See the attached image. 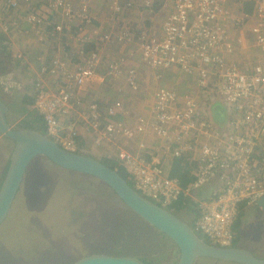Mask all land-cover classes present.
Here are the masks:
<instances>
[{
  "label": "built area",
  "instance_id": "obj_1",
  "mask_svg": "<svg viewBox=\"0 0 264 264\" xmlns=\"http://www.w3.org/2000/svg\"><path fill=\"white\" fill-rule=\"evenodd\" d=\"M33 2L6 1L8 10L18 11L22 3L27 10L23 19L3 27L5 36L28 34V26L42 43L60 41L64 33L74 32L82 49L91 47L86 58L73 66L67 53L54 56L29 83L31 108L43 117L48 136L75 153L80 150L78 138L84 135L97 145H111L118 165L125 167L138 192L168 210L181 198L195 201L193 230L215 246L232 247L241 207L264 198V0H167L168 12L157 32L151 27L134 28L123 17L137 6L154 11L163 7L161 1L105 0L110 10L106 29H94L91 35L86 28L94 20L92 0ZM111 44L127 52L100 74L104 49ZM128 45L139 49L142 65L153 72L178 70L195 77L197 94L157 89L149 113L131 122L125 118L123 99L103 108L80 99L78 93L93 81L124 77L131 92L140 90V73L128 65ZM16 56L22 58L20 52ZM45 77L54 78L51 85ZM217 101L223 111L218 125L207 113ZM86 103L82 124L65 127L63 119L73 117ZM144 133L163 139L171 159L194 166L195 180L185 186L161 159H147L129 149L130 141ZM119 136L126 143L117 142ZM207 185H211L209 197L197 198V191Z\"/></svg>",
  "mask_w": 264,
  "mask_h": 264
},
{
  "label": "rangeland",
  "instance_id": "obj_2",
  "mask_svg": "<svg viewBox=\"0 0 264 264\" xmlns=\"http://www.w3.org/2000/svg\"><path fill=\"white\" fill-rule=\"evenodd\" d=\"M157 1H161L164 5L167 0ZM133 9L135 12L129 11L126 13L125 19L128 21H134L133 17L135 15V17L139 19L136 21V26L138 28L145 27L147 16L142 13L140 14L138 11L142 8L137 6ZM158 11V9L151 11L150 14L152 13L151 20L153 21V19H155L158 23V27L160 28L166 11ZM23 15L25 16V14ZM72 30H76V27L74 26ZM26 38L28 39V37ZM74 38L76 37L74 36ZM15 39L16 38L12 39V44L9 46L10 53L12 54V56L10 54L12 64H8L10 61L8 63L4 61L3 66L0 68V77L2 75L0 78V90L2 94L1 96L6 99V101L11 103L13 99L19 107L15 108L18 113V119L15 118L12 112L14 111V107L11 110L10 118L13 120L12 128L23 129V123L27 117L25 118L24 115H21L19 112L27 106L25 97L27 96L32 98L29 80L38 78L41 67L49 62L51 56H47L43 59H37L36 63L35 58L33 56L31 57V53L32 55L35 53V50L32 47V39H28L29 41H27L24 46L21 47L20 45V49H17V47L13 44ZM105 49L111 50L112 53H116L114 57L107 62V65L110 61L115 60L120 53L127 52L114 44L107 46ZM19 51H22L25 56V58L23 57L24 59H21H23V61L27 60V62L25 65H22L20 70H16L12 67V65H15L16 67L21 66L17 65L20 64V59L15 58L17 57L16 55ZM132 51L136 54L130 52L129 55L130 58L136 60L134 67H136L140 73L139 78L142 86V91L139 92V97L136 95L134 98L135 101L132 100V109L135 110L137 114L141 113V110L146 111L149 109L146 105L152 104L154 100L153 97L157 89L163 87H178V89L186 92L188 91L192 94L193 90L197 89L195 77L187 76L180 71L170 70L167 71L165 75H162L165 77H159L160 75H158L159 78L156 77L155 72L150 71L144 66H140L139 56L137 55L136 50L132 49ZM42 54L47 55L46 52H42ZM42 54L39 55V58H41ZM70 64L72 66L74 65L73 62H70ZM3 68L4 70L7 68L8 71L2 70ZM142 70H144V72H142ZM53 80L54 79L51 81ZM113 90L114 89L110 86L102 87L100 97L102 96V99L105 100H108V97L113 98ZM194 94H197L196 91ZM215 104L219 106L222 105L220 101H217ZM208 108V110L211 111L210 106H208ZM207 113L212 117V113ZM32 115H35L37 118H41V115L37 112H32ZM212 118L216 123H219L222 120V117L217 118V120L214 117ZM86 138L89 143L93 142L91 137L87 136ZM82 146L83 145H80L82 155L93 156L98 159L111 157V154L109 153H98L90 146L86 148ZM30 168L32 169L26 179L27 188H25L24 194L19 198L20 200L17 199L19 202L15 206L14 212L12 214L10 213L6 221L0 227V245L3 246V248H0V253H2L0 254V264H28L25 262L27 257H31L35 253H41L43 251H48V253L44 256L46 260L41 259V261H39L43 264H74L80 259L94 254L138 257L141 260L147 259L153 262V264H176L178 262L180 258V251L178 247L173 245L167 239H164L159 234L158 230L150 227L149 224H147L137 214L125 207L117 196L113 194L112 190L104 184H101L98 180H95L87 175L67 171L60 167L58 168V166L46 157L34 159ZM35 184H39V188H41L42 191L48 188V192H52L54 190L57 192L59 189L62 192H67L65 195L67 197L66 202H59L64 204L61 205L64 206L61 210L63 211L64 216L67 214L66 220H68V223L64 226L66 221H63L62 226L59 227L60 234L58 237H61L59 240H55V236H53V234L52 237H50V234L48 235L49 232L46 234L47 239H45V242L41 240L35 241V239L32 240V237H35L34 234L39 235V233H42L41 231L37 233V230H34L32 234L30 233V237L28 238L30 246L20 247V249L26 250L24 256L20 249H13L7 246L17 245L20 243L18 237L26 230V221H29L30 219L27 217L22 220V218L24 217L25 208H30V206L33 205H31V202L26 203L25 199L29 198L32 200V196L34 195L36 189V187H34ZM59 185H61V187ZM64 185H66V187H64ZM47 199L49 202L51 200L54 203L57 202V198H51L50 200V197H47ZM47 199L42 198L36 200V202L38 203L39 201L45 200L46 203L48 201ZM23 201H25V203ZM187 212L190 213L189 210H187ZM46 213L49 214L44 217H40L43 218H39L40 221L53 219L57 214L55 211ZM260 213L264 214V211H260ZM29 215H31V213ZM190 215L185 216L183 214H179L184 221L190 220L189 222L192 223ZM248 215L249 214L246 213L240 218V226L249 222ZM261 217L264 218V216ZM34 225L36 227V224ZM256 225H259L260 232L264 234V222L262 224H260V222H256ZM241 231L242 230L239 229L240 235L242 234ZM251 231L252 230L250 228H247L246 234ZM258 237L263 238L259 241L261 243L259 246L264 247V236H260L258 234ZM252 244L250 245V248L252 247ZM18 246H21V243L18 244ZM259 251H264V248H259ZM27 253H29V255ZM10 258L13 260L10 261ZM195 264L235 263L215 261L212 259H198Z\"/></svg>",
  "mask_w": 264,
  "mask_h": 264
},
{
  "label": "crops",
  "instance_id": "obj_3",
  "mask_svg": "<svg viewBox=\"0 0 264 264\" xmlns=\"http://www.w3.org/2000/svg\"><path fill=\"white\" fill-rule=\"evenodd\" d=\"M6 1L7 0H0V32H1L0 34L1 35L5 34L3 31V27L6 24L9 25V23H11L13 20L18 22L19 20L23 19L24 18L23 14H26V10H27L25 3H22V7H20V9L18 11L8 10V8L6 7ZM33 1H34L33 2L34 4L40 5L41 3H43L44 0H33ZM141 8L142 9L138 10L140 12V14L142 13V14L147 16L146 17L147 20L145 22V27H151L153 29V31H155V32L160 31L161 28L158 27L157 21H155V19H153V21L151 20V18H152L151 14L152 13L150 14V10L146 9V8L144 9V7H141ZM157 8L160 12H162V11H166V13L168 12L167 11L168 5H163V7L157 6ZM155 9H156V7H155ZM132 11L135 12L134 9H132ZM92 13H93V17H94L93 24L86 28V32L90 35L93 34L92 31H94V29H99L100 31H104L106 29V22L108 21L107 19L110 15V10H109L108 5L105 3V0H92ZM123 18L125 19V16ZM56 19L61 21V18H59V17ZM133 19H134V21H132V24H133V27L136 28L137 27L136 21L139 19L136 18L135 15H134ZM25 27H26V30L28 31V34L23 33L22 35H14L11 39L8 37L9 41L7 43V45H8L7 52L9 54H11L9 46H10V44H12L11 41L13 38L17 39V40L15 39L13 42V44L17 47V49H20V45H21V47L24 46L27 43V41H29L28 39H32L31 40L32 41V47L35 50V53H33V55L31 53V57L33 56L35 58L36 63H37V59H43L47 56L48 57L51 56V59H52L56 55H58V56L62 55L63 56L64 53H67L68 54L67 58L70 59V62H73V64H75V63L80 62L83 58H86L87 53L91 50V47H89V45H87L85 47V49H82L80 47V44L78 41L80 36L74 35V34H76L74 32L63 34L62 37H60V41L58 40L55 42L51 39L50 40L46 39L45 42L42 43L38 40L36 34L32 30H29L28 26H25ZM48 30H51V28H48ZM73 35L76 38H74ZM17 37H19V38H17ZM26 37H28V39ZM17 44H18V46H17ZM22 49H24V48H22ZM127 49H129V52L134 53V54H136V53L133 52L132 49H135L136 52L139 50V49H137V47L135 45H128ZM19 52L22 54V58L23 57L25 58L23 52L22 51H19ZM42 52H46L47 55H43L44 53L42 54ZM24 53H25V51H24ZM40 54H42L41 58H39ZM115 54L116 53H112L111 50L105 49L104 56H103V59H105L104 60L105 64L102 63V65L99 67V70H97L100 74H105L107 72V70H108L107 62L109 60H111ZM137 55L139 56L140 66H143L141 63L140 55L138 52H137ZM11 56H12V54H11ZM106 56H107V58H106ZM128 57L130 59V60H128V65L134 66L136 60L133 58H130V55H128ZM23 59H20V64H17V65H21V66L16 67L15 65H12V67L15 68L16 70L17 69L20 70L22 65L23 64L25 65L27 62V60L23 61ZM51 59L49 60V62L47 64L50 63ZM4 71H8L7 68ZM176 71H178V70H176ZM142 72H144V70H142ZM166 72L167 71H158V72H155V75H156V77H158V75H160L159 77L163 78L165 76H162V75H165ZM1 77H2V75H1ZM152 78H153V76H152ZM52 79H54V78L53 77H45V81L49 85H51L52 82L54 81V80L51 81ZM32 80L33 79L29 80V82H31ZM180 84L182 85L181 82H180ZM107 86H110L112 89H114L113 95H112L113 98L108 97L107 98L108 100H105V99H102V96L100 97V94H101L100 92H102V87H107ZM171 88L176 89L181 95L192 94L188 91L187 92L182 91V90L178 89V87H171ZM140 91H142V86H140V90L137 93L131 92L127 88L125 78L122 77L120 80L115 81V82H112L110 80H109V82H106V83H102L99 81L89 82L84 86L83 90L80 91V93H78V95H79L80 99H85L86 102H90V103L95 102V103L99 104L102 108L104 106H106L107 104H110L111 102H113L117 99H119V100L123 99L125 102V105L127 107V111H128V113L125 114V118L128 122L129 121L131 122V121H133L134 118L141 116L142 112L144 113V114L142 113V116L145 115V113H149L151 105H152V104L146 105V107H148L149 109L146 111L141 110V113H139V114H137L135 112V110L132 109V107H133L132 100L135 101L134 98L136 95L139 97ZM195 91L197 93V89L193 90V94ZM1 95L2 94H1V90H0V99L3 100L9 108V111L7 112L8 122L11 125V127H13L12 126L13 120H11L10 114H11L12 108L14 107V111H12V112H13L15 118L18 119V113L15 110V108H17L18 105L15 101H13V99H12V102L9 103ZM32 102H33V99H31L30 104H26L27 106L19 112L21 115L23 114L25 118L27 117V115L25 113H23L24 110H27V112L28 111H35L31 108ZM215 103L216 102L212 103L210 109H211L212 117H214L217 120V118H219V117L223 118V111L221 114H219L218 109H222V108L219 105H216ZM87 104L88 103L84 104V106L78 107L76 112H75V115L73 117L64 118L63 119V125L65 127H68L72 122H79L82 124V116L81 115L84 111H87V109H88ZM211 119L214 122L213 118H211ZM222 121L223 120H221L219 123H221ZM219 123L214 122V124H216V125H218ZM44 125H45V123H44ZM84 136H80L78 138L79 147H80V145H83L82 147H84V148L90 146L91 148H93V150H95L98 153L101 152L103 154L104 153L111 154V157H109V159H116V156L114 155V153L111 152L112 151L111 148H109V147H111V145H107V144L106 145H97L94 141V138L92 139L93 142L89 143L87 138ZM117 140H118L117 142H120V143L124 142V138L121 136H119L117 138ZM124 143H126V142H124ZM165 143L166 142L163 139H160L159 137H156L152 134L146 135L144 133L142 135H138L134 141L133 140L130 141L128 146H129V149L133 150L134 152H140L141 156H143L144 158L150 159L152 157H156V158L161 159V161L164 163V165L172 173L173 164L175 161H178V160L171 159L168 144L166 146ZM141 144H144L145 148L141 149V147H140ZM14 145H15L14 141L6 138L4 135H2L0 133V184L3 182L2 180H4L3 179L4 173L6 171L7 163L10 160L12 151L14 149ZM210 192H211V185H207V186H205L202 189L197 191L196 197L197 198L209 197ZM260 211H264V204L259 205L258 202L252 206H242L241 211H240L239 216H238L237 221H236L239 225V227L237 228L238 231H234V232H235L236 237H237L236 240H237L238 247H241V248H244V249L251 251L255 256H257L259 258H264V251H259V248H264V247L259 246L261 244L259 241H261L263 238L258 237V234L260 236H264V234L262 232H260L259 225L258 226L256 225V222H260V224H262L264 222V218L261 217V216H264V214L260 213ZM188 213L189 212H187L185 210V211L181 212L180 214L187 216V215H190ZM246 213L249 214L248 215L249 216V222L243 226H240V218L243 215H245ZM191 220L193 221V218H191ZM235 225H236V223H235ZM247 228H250L252 230L248 234H246ZM239 229L242 230L241 235L239 233ZM254 241H256V242H254ZM251 244H252V247L250 248Z\"/></svg>",
  "mask_w": 264,
  "mask_h": 264
},
{
  "label": "water",
  "instance_id": "obj_4",
  "mask_svg": "<svg viewBox=\"0 0 264 264\" xmlns=\"http://www.w3.org/2000/svg\"><path fill=\"white\" fill-rule=\"evenodd\" d=\"M6 103L0 99V133L14 141L10 165L0 188V227L8 218L27 170L34 159L45 156L67 171L97 178L122 204L171 239L180 251L176 264H194L199 258L235 264H264V258L241 247H218L202 239L191 225L171 210L140 194L114 169L100 160L62 148L51 137L32 129H14L8 122ZM222 113V109H218ZM264 204V198L258 201ZM74 264H147L138 257L94 254Z\"/></svg>",
  "mask_w": 264,
  "mask_h": 264
},
{
  "label": "trees",
  "instance_id": "obj_5",
  "mask_svg": "<svg viewBox=\"0 0 264 264\" xmlns=\"http://www.w3.org/2000/svg\"><path fill=\"white\" fill-rule=\"evenodd\" d=\"M157 9L158 8L156 7L155 10H157ZM247 10L249 11L250 7H247ZM8 39L9 38L7 36L0 34V58H1L0 59V68H1V66H3L4 61H6V63H8L10 61V63H8V64H12L11 56L7 52V50H8L7 49V47H8L7 43L9 41ZM2 70H4V68ZM25 99H26L27 104H30L32 98L26 96ZM32 112H35V111H28V112H27V110L23 111V113H25L27 115V119L23 123V128L39 131L42 134H45V135L48 136V133L46 131V126L44 125L43 118L41 116H40L41 118H37L35 115H32ZM76 153L81 154V151L78 150ZM40 157H45V156H40ZM38 158L39 157H37L36 159H38ZM94 158H96V157H94ZM96 159H98V158H96ZM98 160H100L103 164H105V165L111 167L112 169L116 170L130 184V186L135 187L133 181H131L129 179V174L126 171L125 167L119 166L118 165V161L116 159L102 158V159H98ZM35 163H36V161H35ZM9 165H10V160L7 163V168H6V171L4 173V178H5L6 174H7L8 169H9ZM30 166H29V168L27 170V173L25 175V178H24V181L22 183V186H21V188L19 190V193H18V195L16 197V200H15V202L13 204V207L11 209V212H10L11 214L14 212L15 206L19 202V200H20L19 198L24 194L25 188H27V180L26 179L29 176V173H30V171L32 169V168H30ZM193 168H194V166H192V165H190L188 163H184L181 160H178V161H175L174 164H173L172 175L180 177L183 185L187 186L193 180H195L194 176H193V170H192ZM87 176H89L91 178H94L95 180H98L97 178L92 177L90 175H87ZM98 181L101 184H103L100 180H98ZM1 185H2V183L0 184V188H1ZM59 186L61 187V185H59ZM34 187H36L37 190L35 189L34 195L32 196V200L29 199V198L25 199L26 203H30L31 202V205H33V206H30V208H25L24 217L22 218V220L26 219L27 217H29L30 220L26 221V224H27L26 226L27 227H26L25 232L18 237V239L20 240L21 246H18V244H20V243H18L17 245H11V246H7V247H11L13 249L14 248L20 249V247H22V246L29 247L30 245L28 243V238L30 237V233L32 234L34 230H37V233H39V231H41L43 234L42 233L41 234L39 233V235L34 234L35 237H32V240L35 239V241L41 240V241L45 242V239H47V237H46L47 232H49L48 235L50 234L49 235L50 237H52V234H53V236H55V240L61 239V237H58L59 234H60L59 233V227L62 226L63 221H66L64 223V226L66 225V223H68V220H66V215L67 214L64 216L63 211L61 210V208H64V206H61V205L66 202L67 197L65 195L67 194V192H65V191L62 192L60 189L57 192H55V190L52 191V192H48L49 191V190H47L48 188L46 190L42 191L41 188H39L40 187L39 184H35ZM64 187H66V185H64ZM113 194L116 196V194L114 192H113ZM47 197H50V200H51V198H57V202L54 203L52 200L49 202ZM42 198L43 199L45 198L48 201L46 203H45V200L44 201H39L38 203L36 202V200H39V199H42ZM17 199H19V200L17 201ZM25 201H23V202L25 203ZM59 201H61L63 203H61ZM25 206H26V204H25ZM170 210H172L178 217H180L179 214L181 212H183L185 210L186 211L189 210L190 213H188V214H191L190 217L194 218L197 215V204L193 200L186 199V198H181L180 201L175 205V207H173ZM51 211H55L57 213L55 215V217L57 216L56 218L54 217L53 219L40 221V219H43V218H40V217L46 216L47 214H49V213H46V212H51ZM30 213H31V215H29ZM18 219H19V217H18ZM185 221L190 223L189 222L190 220H185ZM34 224H36V227H35ZM190 225H191V223H190ZM149 226L154 228V229H156L155 227H153L151 225H149ZM238 227H239V225L236 222V225L234 226V231H238V229H237ZM156 230H158V229H156ZM158 232L164 239H167L173 245L176 246V244L171 239H169L165 234H163L159 230H158ZM198 235L202 239L207 241L208 243L212 244V242L205 235H203L201 233H198ZM232 247H238L236 239H235L234 244H233ZM0 248H3V246L0 245ZM20 250H21V253L25 256V251L26 250H22V249H20ZM50 250H52V249H50ZM47 253H48V251H43L41 253H35L31 257H27V259H25V262H27L28 264H32V263L33 264H43V263H41L39 261H41V259L42 260H46L44 258V256ZM0 254H2V253H0ZM27 254L29 255V253H27ZM199 259H206V258H199ZM11 260H13V259L10 258V261ZM31 260H38V261H31ZM142 260L145 263H147V264H153V262H151V261H149L147 259H142Z\"/></svg>",
  "mask_w": 264,
  "mask_h": 264
},
{
  "label": "bare ground",
  "instance_id": "obj_6",
  "mask_svg": "<svg viewBox=\"0 0 264 264\" xmlns=\"http://www.w3.org/2000/svg\"><path fill=\"white\" fill-rule=\"evenodd\" d=\"M140 193V192H139ZM141 194V193H140ZM158 205V204H157ZM160 206V205H159ZM172 211V210H171ZM173 212V211H172ZM174 213V212H173ZM181 218V217H180ZM182 219V218H181Z\"/></svg>",
  "mask_w": 264,
  "mask_h": 264
}]
</instances>
